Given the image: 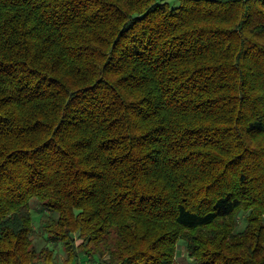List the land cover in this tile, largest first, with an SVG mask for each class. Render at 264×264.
<instances>
[{"label":"trees","instance_id":"obj_1","mask_svg":"<svg viewBox=\"0 0 264 264\" xmlns=\"http://www.w3.org/2000/svg\"><path fill=\"white\" fill-rule=\"evenodd\" d=\"M180 242L264 264V0H0V264Z\"/></svg>","mask_w":264,"mask_h":264},{"label":"rangeland","instance_id":"obj_2","mask_svg":"<svg viewBox=\"0 0 264 264\" xmlns=\"http://www.w3.org/2000/svg\"><path fill=\"white\" fill-rule=\"evenodd\" d=\"M173 4H177L178 0H170ZM36 203L34 204V206ZM45 213L46 211L39 205L33 210V216H34V225H35V232L33 235L34 241L37 245L38 248L42 246H50L52 247L58 254V257L60 260H63L65 257V252L62 246V243L56 242L54 240L48 239V237L45 234L41 233L40 225H41V220L42 218H45ZM238 221H239V228H243L246 224L245 220V213L242 212L238 216ZM177 260L179 264H194L193 259L190 258L186 252L185 249V244L184 242H180L179 244V252L177 255ZM83 264H90L88 260H83Z\"/></svg>","mask_w":264,"mask_h":264}]
</instances>
